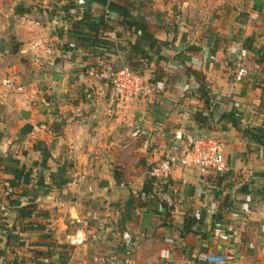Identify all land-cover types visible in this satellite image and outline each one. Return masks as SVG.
Masks as SVG:
<instances>
[{
  "label": "crops",
  "instance_id": "obj_1",
  "mask_svg": "<svg viewBox=\"0 0 264 264\" xmlns=\"http://www.w3.org/2000/svg\"><path fill=\"white\" fill-rule=\"evenodd\" d=\"M150 1L92 0L82 20L76 0H0V199L7 202L3 192L18 169L29 182L10 187L27 198L19 206L34 204L27 217L0 210V264H107L102 256L110 253L120 260L130 254V264H264V143L223 117L232 112L241 128L264 133V0H219L202 23L160 3L155 14ZM26 18L55 30L36 33ZM124 20L166 43L142 45L149 57L139 74L164 85L155 104L125 99L111 105L98 79L85 85L94 92L103 87L105 95L84 98L81 67L98 59L113 68L129 64L120 48L139 39ZM72 27L104 44L73 35ZM109 29L115 38L105 36ZM39 33L59 39L52 62L41 68L18 52ZM187 68L221 100L204 125L194 117L204 102ZM138 127L145 135L133 138ZM205 133L224 141L228 171L204 183L175 164L166 188L171 201L162 205L146 196L158 150L170 138ZM91 211L112 230L72 249L68 213Z\"/></svg>",
  "mask_w": 264,
  "mask_h": 264
},
{
  "label": "built area",
  "instance_id": "obj_2",
  "mask_svg": "<svg viewBox=\"0 0 264 264\" xmlns=\"http://www.w3.org/2000/svg\"><path fill=\"white\" fill-rule=\"evenodd\" d=\"M25 23L32 26L34 32H44L55 30L49 26V23H43L41 20H33L26 18ZM51 23V22H50ZM53 24H57L53 21ZM105 36L115 38V31L110 30L105 33ZM54 40L59 42L57 36L39 33L27 41H24L19 47V54L28 59L36 67L41 68L45 64L52 62L54 54ZM69 48L74 49L73 42L68 43ZM177 52L175 51V54ZM77 79L83 84V94L86 100L94 98L95 94L105 95V89L94 88L85 85L87 81L98 79L104 83V87L108 89V100L111 105L119 100L125 99H142L146 103L155 104L158 102L164 85L160 82L149 83L145 81L142 75L134 72L128 65H120L113 68L104 61L98 59L90 65L81 67L77 73ZM221 100L218 96H210L208 105L203 103L198 112L207 117L210 112L216 107ZM42 103L47 105V101L42 99ZM159 131V130H158ZM159 136L160 132H156ZM145 135L142 128H136L132 132V137L137 138ZM225 143L221 137L210 135L209 133L202 134L192 139H187L180 135L170 138L168 146L158 150L157 158L153 161L150 168L147 170V175L152 184V191L146 194L151 199H157L161 203H169L171 201L166 194V188L169 187L170 173L175 164L178 166L197 172L204 183L215 179L218 176L225 174L229 169V164L225 157ZM129 184L120 183V187H129ZM14 193V188L8 186L3 192L5 200ZM27 198L20 196L18 202L25 203ZM180 203V202H179ZM7 202L0 199V210L6 214L8 209ZM113 212V211H112ZM68 224L74 228L72 234L67 237L68 246L72 249L82 248L89 243L98 240L99 234L107 235L113 225H104L98 220L93 211L86 214L79 212L68 213ZM121 238L124 242L130 241L128 231L122 232ZM214 256H208L207 261H211ZM102 259L107 264H130L131 256L126 253L120 260L115 254L102 256ZM221 260V258H218Z\"/></svg>",
  "mask_w": 264,
  "mask_h": 264
},
{
  "label": "trees",
  "instance_id": "obj_3",
  "mask_svg": "<svg viewBox=\"0 0 264 264\" xmlns=\"http://www.w3.org/2000/svg\"><path fill=\"white\" fill-rule=\"evenodd\" d=\"M87 9L84 8V15L82 17V20L89 18L87 15H85V10ZM20 11H18V13H20ZM23 12V11H22ZM79 23V22H78ZM78 23L75 22L73 24L74 26H78ZM124 24L125 27L131 28L134 27L135 31L138 34V41L139 42H130V44H128V47L125 48H120V51L124 52V60L126 62H129L128 66L136 73H140L141 69L143 67V60L148 58V51L149 49H144V47L142 46L144 44V41H147L149 43V47H153L155 45H164L166 44L165 42H158V40L152 38V36H149L147 33V28L141 24V23H136L132 20H124ZM73 27L70 29V33L77 34L75 33V30L73 29ZM72 30V31H71ZM112 30V29H109ZM81 39L88 41L89 43H94L96 44L97 42H99V39H94V38H90V36L88 35H84V34H77ZM77 36V37H78ZM98 36V35H97ZM101 36H103V34H101ZM142 39V40H141ZM94 41V42H93ZM100 43L104 44L103 42L100 41ZM142 43V44H141ZM187 71L194 75L195 78L197 79L199 86L196 89V93L198 95V97L205 103L208 105V102L210 100V96L209 92L206 88V83L204 80V77L201 76L198 72H196L195 70H192L190 68H187ZM196 122L199 125H204L206 118H204L200 113H196L194 115ZM226 120H228L230 123H232V125L238 130L240 131V133L248 138H252L255 141H257L260 144L264 143V133H260V132H255V129H250V128H241L237 122V120L234 118V114L231 112L227 115L223 116ZM13 175H14V179L10 182V186L12 187H17V185H19L22 181V183H28L29 182V174L28 173H23V170H18L15 169L13 170ZM152 191V184L151 182H147L146 185L143 188V193L144 194H148L149 192ZM21 196V194L18 193H13L12 195H10L7 199V204L10 208L13 209H18V214L20 217H27V216H31L33 213V209H34V204L32 203L31 200H29L26 205L24 206H19V202H18V198ZM18 203V206H17ZM162 205H165L164 203H161Z\"/></svg>",
  "mask_w": 264,
  "mask_h": 264
},
{
  "label": "rangeland",
  "instance_id": "obj_4",
  "mask_svg": "<svg viewBox=\"0 0 264 264\" xmlns=\"http://www.w3.org/2000/svg\"><path fill=\"white\" fill-rule=\"evenodd\" d=\"M218 2L219 0H153L148 3H151V7L153 5L152 12H154L155 14L158 13H156V10H154L153 8L154 6L156 8V4L160 3L169 9V11H167L168 13L174 14L177 12L179 14H182L184 17H186V15H193L195 22L202 23L206 19L207 13L209 14L217 8L216 6H218ZM220 4L223 5L224 3L221 2ZM28 28L31 27L28 26Z\"/></svg>",
  "mask_w": 264,
  "mask_h": 264
},
{
  "label": "water",
  "instance_id": "obj_5",
  "mask_svg": "<svg viewBox=\"0 0 264 264\" xmlns=\"http://www.w3.org/2000/svg\"><path fill=\"white\" fill-rule=\"evenodd\" d=\"M92 0H76L77 5L80 9H84ZM18 205V203H17Z\"/></svg>",
  "mask_w": 264,
  "mask_h": 264
}]
</instances>
